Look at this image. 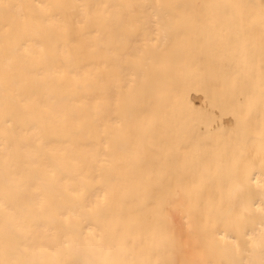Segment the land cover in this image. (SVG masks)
<instances>
[{"label":"bare ground","instance_id":"obj_1","mask_svg":"<svg viewBox=\"0 0 264 264\" xmlns=\"http://www.w3.org/2000/svg\"><path fill=\"white\" fill-rule=\"evenodd\" d=\"M0 264H264V0H0Z\"/></svg>","mask_w":264,"mask_h":264}]
</instances>
